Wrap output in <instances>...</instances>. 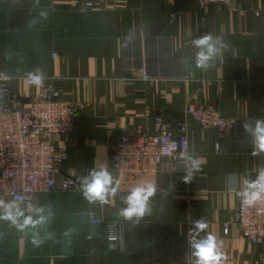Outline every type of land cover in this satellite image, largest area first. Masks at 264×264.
<instances>
[{
  "label": "crops",
  "instance_id": "1",
  "mask_svg": "<svg viewBox=\"0 0 264 264\" xmlns=\"http://www.w3.org/2000/svg\"><path fill=\"white\" fill-rule=\"evenodd\" d=\"M94 1L97 7L81 10L78 0H0V81L27 99L52 78L83 104L59 165L60 175L74 171L76 189L42 192L36 205L17 203L24 217L45 222L20 229L0 220V264H193L189 240L208 234L235 264H264V245L244 239L234 220L236 192L264 168V153L252 155L253 138L242 126L264 119V0H240L237 12L212 3L201 14L196 0ZM208 34L227 48L205 71L195 65L200 49L192 41ZM37 70L44 73L40 87L28 75ZM189 100L235 116L233 133L221 138L198 127L184 113ZM148 112L162 114L174 133L177 120H185L191 152L186 166L158 174L164 190L148 198L143 217L129 220L120 215L129 194L89 202L82 182L93 169L109 171L112 130L150 127ZM90 212L102 223H91ZM197 220L207 227L190 234ZM107 222L118 224L117 250L109 247Z\"/></svg>",
  "mask_w": 264,
  "mask_h": 264
},
{
  "label": "built area",
  "instance_id": "2",
  "mask_svg": "<svg viewBox=\"0 0 264 264\" xmlns=\"http://www.w3.org/2000/svg\"><path fill=\"white\" fill-rule=\"evenodd\" d=\"M196 3L200 14L212 3L240 11V0H196ZM98 5L94 0H78L81 10ZM52 56L57 57L58 53L53 51ZM139 71L141 78L149 79L145 70ZM52 81L51 78L48 85L29 94L27 99L0 81V195L8 201L36 205L42 192L76 189L74 171L60 175L59 165L73 143L75 117L83 104L70 101ZM184 113L198 127L214 129L221 138L233 133L237 120L235 116L222 115L212 104L191 100L185 103ZM147 117L150 127L137 126L130 133L116 127L111 132L107 149L115 194H130L138 185H151L155 194L162 192L164 187L158 174L171 175L179 164H188L191 152L188 123L177 120L174 133L162 114L148 112ZM234 220L244 239L264 245V203L245 207L239 197ZM89 221L102 223L93 212L89 213ZM106 230L110 249H119L122 238L117 222H107ZM221 264L235 262L222 256Z\"/></svg>",
  "mask_w": 264,
  "mask_h": 264
},
{
  "label": "clouds",
  "instance_id": "3",
  "mask_svg": "<svg viewBox=\"0 0 264 264\" xmlns=\"http://www.w3.org/2000/svg\"><path fill=\"white\" fill-rule=\"evenodd\" d=\"M194 47L200 49L196 54V67L207 70L213 64L211 63L218 54L222 55V50L227 48V45L222 42V38L214 37L212 34L204 35L192 41ZM219 44V47L217 45ZM29 78L31 83L37 87L42 86L44 81V73L40 70L30 72ZM253 124L255 127H253ZM245 132L252 136V155L258 156L264 153V119L252 118L243 122ZM191 167L193 170L200 168V161L193 159ZM229 177H234L235 173L227 174ZM91 178H83L82 192L83 196L89 201L94 202L99 200L101 204L108 203V196L114 195L116 187H113V176L105 168L100 171L93 169L90 173ZM185 180H190V177L185 176ZM227 186V185H226ZM118 187V182H117ZM235 187V185H233ZM240 197L241 205L245 207L255 206L258 203H264V168L259 170L255 180H245L241 190L236 192ZM155 194V189L151 185H138L134 187L130 194L124 199L127 208L120 210V215L125 219H131L133 216L143 217L148 211V198ZM0 220H8L11 224L16 225L20 229L27 228L29 225L35 227L36 224L44 223V218L34 221L31 216L24 217V212L19 208L15 200L5 202L0 200ZM24 217L23 223H19V218ZM194 228L190 230L197 234L203 231L207 224L203 220L193 222ZM191 247L190 256L195 257L193 264H221L222 256L218 251V245L215 236L208 234L206 238L195 240L190 239Z\"/></svg>",
  "mask_w": 264,
  "mask_h": 264
}]
</instances>
